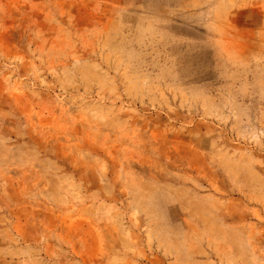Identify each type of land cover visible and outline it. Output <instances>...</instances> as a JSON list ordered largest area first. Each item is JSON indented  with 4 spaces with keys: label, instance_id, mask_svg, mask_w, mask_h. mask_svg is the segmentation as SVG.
Wrapping results in <instances>:
<instances>
[{
    "label": "rangeland",
    "instance_id": "1",
    "mask_svg": "<svg viewBox=\"0 0 264 264\" xmlns=\"http://www.w3.org/2000/svg\"><path fill=\"white\" fill-rule=\"evenodd\" d=\"M0 264H264V0H0Z\"/></svg>",
    "mask_w": 264,
    "mask_h": 264
}]
</instances>
